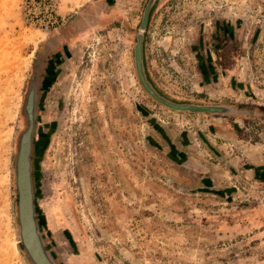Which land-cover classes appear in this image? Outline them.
Here are the masks:
<instances>
[{
	"label": "rangeland",
	"instance_id": "1",
	"mask_svg": "<svg viewBox=\"0 0 264 264\" xmlns=\"http://www.w3.org/2000/svg\"><path fill=\"white\" fill-rule=\"evenodd\" d=\"M148 1L0 0V264H31L15 180L41 49L54 54L33 181L58 262L264 264V0H156L146 36L165 94L245 116L174 111L144 91L133 57Z\"/></svg>",
	"mask_w": 264,
	"mask_h": 264
},
{
	"label": "water",
	"instance_id": "2",
	"mask_svg": "<svg viewBox=\"0 0 264 264\" xmlns=\"http://www.w3.org/2000/svg\"><path fill=\"white\" fill-rule=\"evenodd\" d=\"M158 1V0H157ZM156 0H149L145 5L142 20L136 30L134 44L135 69L144 91L157 103L179 112L188 114H219L245 116L250 114L247 108L235 105L209 102H192L172 98L159 89L151 78L145 54L146 36L157 6ZM44 62L37 60L33 77L24 101L26 130L19 136V150L16 162L15 186L18 190L19 242L31 264H61L49 247L38 214V205L33 185L34 135L41 105L39 100L40 74Z\"/></svg>",
	"mask_w": 264,
	"mask_h": 264
},
{
	"label": "flooded vegetation",
	"instance_id": "3",
	"mask_svg": "<svg viewBox=\"0 0 264 264\" xmlns=\"http://www.w3.org/2000/svg\"><path fill=\"white\" fill-rule=\"evenodd\" d=\"M67 27H69V25H67L66 28ZM65 32H66V35L69 34L68 31H65ZM65 32L61 33V38L60 39L65 38L64 37L65 36L64 35ZM57 36L58 35L53 36V38L50 41H48L45 45H47L48 43H51V45L53 47L54 46L56 47L60 43V41H59L60 40L59 39L60 35L58 37ZM42 50L43 49L38 51V55L36 57L37 60H41V61L44 62L42 70H41L40 82H39V88H40V90H39V100H40V103L42 102V92L44 90L45 77L47 75V71L50 69V67H49L50 63H51L50 60H51L52 55L54 54V52H49L48 51L49 49H45L43 51ZM41 106H42V103H41V105L39 107V113H40V110H41ZM38 117H39V114H38ZM37 125H38V119H37V124H36V129H35V135H34V145H35V137H36ZM165 142H167L168 146H166V147L168 148V154L170 155V157H172L173 159H176L179 163L183 164L188 169L196 167V171L202 172L201 170L204 168V167H202L203 165L201 163H199L195 158L191 157L188 153L180 150L179 146L176 144V142H174L171 139H167L166 137H165ZM158 146H160V145H158ZM34 156H35V148H34ZM187 162H190L189 163L190 166L189 165L188 166L185 165ZM192 170H194V169H192ZM201 180L204 182V180H206V179L201 178ZM201 180L199 179L200 183H201ZM33 185H34V181H33ZM37 205H38V203H37Z\"/></svg>",
	"mask_w": 264,
	"mask_h": 264
}]
</instances>
